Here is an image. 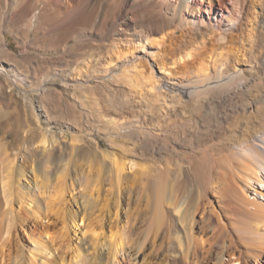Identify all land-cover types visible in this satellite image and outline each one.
<instances>
[{
  "label": "bare ground",
  "instance_id": "6f19581e",
  "mask_svg": "<svg viewBox=\"0 0 264 264\" xmlns=\"http://www.w3.org/2000/svg\"><path fill=\"white\" fill-rule=\"evenodd\" d=\"M101 1L0 0L3 8L0 29L20 16L28 29L27 38H40L38 30L46 27L55 32L77 25L93 26L102 30L96 31L99 36L107 26L112 28L115 51L112 47V56L110 48L108 53L112 57L101 62L102 69L91 70L95 63H91V69L85 64L77 65L60 75V85L70 94L71 99H63L71 112L76 105L90 104L82 89L89 87L91 80L100 82L109 76L111 83L104 85L112 93L111 100L108 98L104 111H97L96 117L106 135L122 131L131 144L116 156L113 150L120 140L115 142L109 137L113 150L101 149L95 140L88 151L98 153L103 166L95 168L97 176L89 181L92 187L81 180L84 175L77 170L69 171L63 155L36 167L23 166L5 156L0 168V264H77L74 257L86 258L89 264H115L122 252L139 257L142 245L152 238V242H160L162 250L152 264H231L233 261L243 264L249 256L260 260L264 250V210L251 214L246 211L249 215L234 220L233 228L227 225V220L241 201H236L237 176L250 184L247 177L258 178L257 168L264 173V153L251 143L258 133H264V0H137L131 1L127 8L124 3L128 0H108L100 5ZM205 7L231 9L233 15L227 17L228 21L237 12L241 17L226 27L220 21L203 24L187 18L188 11L196 13ZM133 26L134 30L137 26L146 28L145 35H139ZM68 38L65 35L63 42L67 43ZM80 47L83 46L78 42L68 44L64 51ZM0 73L11 80L20 79L13 67L0 66ZM50 79H41L35 88L37 94L45 93L44 82ZM121 94L124 100L119 99ZM36 119L45 121L43 111L36 113ZM73 120L76 124L79 121L76 117ZM75 126L69 125L67 129ZM175 127L181 135H174ZM7 132L15 140L22 137L24 142L34 133L26 130V135L20 136L15 129ZM45 133L39 140L42 146L48 141ZM73 135L82 134L74 131ZM54 141L50 140L52 144ZM78 141L79 138L72 139V149ZM10 143H0V148L5 145L2 152L8 157ZM107 159L110 165L105 164ZM134 159L142 160L143 164ZM135 166L136 175L126 178V172ZM241 168L247 171L243 177ZM52 179H57L58 186L54 196L47 194ZM106 180L113 190L104 188ZM75 190L73 201L82 199L78 209H72V202L65 197ZM103 191L112 195L106 206L112 204L116 211L125 198L138 205L137 214L126 209L128 225L119 218L118 211L113 222L106 221V216L111 215L110 206L107 213H96L99 202L103 201L99 199ZM198 213L202 215L200 219ZM141 217L148 224L141 230L140 239L132 238ZM213 217L217 225L212 230L217 228V232L212 233V238L196 236L198 224L202 222L206 227ZM19 227L26 235L23 243L15 237ZM84 227L92 232L93 245H75L74 254L65 257L64 246L67 249L71 246L67 242L70 230ZM232 229L250 235L248 252L238 247L234 235L230 237ZM223 237L220 254L215 257L214 245ZM252 239L257 244L251 243ZM5 249L9 250L8 254ZM225 253L233 255L235 260L224 261Z\"/></svg>",
  "mask_w": 264,
  "mask_h": 264
},
{
  "label": "rangeland",
  "instance_id": "374dc122",
  "mask_svg": "<svg viewBox=\"0 0 264 264\" xmlns=\"http://www.w3.org/2000/svg\"><path fill=\"white\" fill-rule=\"evenodd\" d=\"M104 1L108 2V0H102L100 2V5H104L105 3ZM131 1L141 2L143 0H138V1L128 0L126 1V3H124V7L127 8V6H129ZM2 11L3 8L2 6H0V16L2 14ZM120 12L122 13V10ZM186 15L187 18H189L191 21H194L195 23L201 22L203 24H206L209 22L210 24L211 23L217 24L220 21L219 23L222 22L224 27L231 26L232 24L236 23L239 20L238 17H241L240 12H237L235 18L232 21L231 20L228 21L227 17L233 15V13L231 14V9L218 10L216 8L210 9V7H205L200 12H196V13L188 11ZM81 26L82 25H77L69 30H64V29L58 30L55 31L56 33L49 31L50 28L46 27V29L38 30L40 31L39 33H41L40 38H34L32 37V35H31L32 38H27L26 33L28 32V29L26 28L25 21L21 20L20 16H18L14 20L6 22L4 24V27L0 29L1 30L0 35L2 36V37L0 36V66L5 65V66L13 67L20 74L19 80H14V79L11 80V78L5 76V74L0 73V143L1 144L5 143V145L10 142L12 143L9 144L10 146L7 149L9 151L8 153L10 154L9 155L10 158L8 157V154L4 155V153L2 152L4 151L3 149L5 145L1 146L0 148V168H2L1 166L2 164L4 165L5 156L8 159L14 158L17 163L23 164V166L36 167L38 164L44 165V162L47 159L48 162L49 160L51 162L54 156L63 155L62 158L65 159L63 162H66L67 164L66 167L70 168L69 171L72 172V170H77L76 171L77 173L79 172L80 175H84L83 179L81 180L86 181L89 185H91L92 183L89 181H91L92 178H95L97 176L95 175L96 174L95 172L97 171L96 169L103 166L102 163H100L101 162L100 155L98 153L97 155L92 154L93 152L88 151L91 148H93L95 140L99 141V147L101 149L107 148L108 150H113V148H111L108 143L109 137L114 139L115 142H118L120 140L118 142L119 144H117L113 150L116 153V156L124 153L123 147L127 148L129 146L130 148L131 144L128 135H122V133L124 134V132L122 131L116 133L115 135H106L104 130L102 129L103 126L101 122L98 121V118L96 117L97 111H102L109 103V99L111 100L112 93L105 86L106 84L111 83L109 76L107 77L105 76L101 78L100 82L98 81L95 82L94 80H91V82H89L90 86L86 87V89L84 88L82 89L83 91L85 90L84 92L89 96L90 104H87L88 107L86 104L82 106L76 105V107H74V109L70 112V110L66 109V107L64 106L65 104L64 99H71V98L68 91L65 90L60 85L61 84L60 75L66 74L69 70H73L75 66L80 64L83 65L85 64L88 68L91 69L92 68L91 66H93V64L91 65V63H95L96 66L91 70H94L95 68L101 70L102 69L101 66L102 67L104 66L102 63L108 60L110 57H112L115 51V46H113V41L115 40H113L112 28L110 26L106 27V31L104 32L103 35L101 34L102 36L100 35L101 37L96 32L98 29L94 28L93 26L84 27V28L83 26L82 27ZM141 27L137 26L135 27L134 30V26H133V30L137 33L140 32L139 35L142 34L141 36H144L145 35L144 30L146 28L144 27L141 28ZM14 31L15 32L18 31L17 33L18 35L15 34ZM101 31H102L101 29L98 30V32ZM3 35H5V37H3ZM65 35H69V38L67 39V43L69 45L71 44L74 45L75 43L77 44L78 42L79 45L82 44L83 47L82 48L80 47L76 50L74 49L65 52L64 47L68 45L67 43L63 42L65 41V39L63 40ZM45 36H47L48 39H41L42 37ZM112 47H114L113 48L114 51ZM110 48L112 49L111 52L112 56H110L111 55L110 52L108 53V51H110ZM99 57H101V59ZM95 59L98 60L96 61ZM92 60L94 61L92 62ZM96 62L97 63L99 62V64H97ZM262 74L264 75V72ZM47 77L53 79L44 82L45 85L44 88L46 90L45 93L42 95L37 94L35 88H37V86L41 84V79ZM121 95H119L120 96L119 99L124 100V96L122 95L123 96L122 98ZM95 109L96 112H92V110L95 111ZM40 111H43V114L45 116L44 122H38L36 119V113ZM73 116L76 117L77 120H79L77 124L73 120L74 119ZM210 123L211 122L209 121V124ZM206 124H208V122ZM69 125L70 126L76 125L75 126L76 128L67 129V126ZM10 129H15V131H17L20 136H25L26 130L33 131L34 133L33 136L27 142H24L22 137L16 138L15 140L14 135H11V133L7 132ZM74 131L82 135H73ZM175 131L178 132L179 134H176ZM180 132L177 127L173 129L174 135H181ZM44 133L47 136L48 141L46 142L45 145L42 146L39 140L41 139V136ZM263 135L264 133H258L255 139L251 141L252 145L256 147L261 153H264ZM74 137L79 138V141L78 143L75 142L77 146L75 149H72L71 145L74 144L72 143V139ZM50 140L53 141L55 140V141L52 144ZM134 161L138 162V159H134ZM109 162L110 161L107 159L105 164L110 165L111 162L110 163ZM141 162L142 160H139L138 164H143ZM58 164L59 166L62 165L61 162ZM58 164L56 165L58 166ZM130 171L126 172V178H131L133 175H136L135 174L136 166L133 167V169ZM241 171L242 172L240 174L242 177L247 174L246 173L247 171L244 168H241ZM256 173L258 175V178L256 177L251 178L250 176L247 177L249 179L248 181L250 184L243 182L242 180L243 178L242 179L238 178V176L237 179L235 180V187L237 193H239L237 194V196L238 195L239 196L236 201L238 202L239 199L241 201L238 202V205L236 206L237 208H235L232 211L231 219L227 220V225L228 224L232 225V228L234 226V220L237 219L242 220L243 218H245V215L247 214L249 215V213L248 212L246 213V211L249 210L251 214L255 210L256 211L259 209L264 210L263 208L264 207V173L259 168H257ZM28 175H30V170ZM52 178H54V175L52 176ZM52 180L53 181L51 182V186L47 194H51L52 196H54L58 186L56 184L57 179H52ZM22 181L27 183L25 179H22ZM105 184H104L105 189H107L108 191L113 190V186H111L107 182V180L105 181ZM31 186L32 185H30V188L32 189ZM92 186L93 185H91V187ZM91 187L88 189L89 192H91L92 190ZM76 191L77 190L70 193L68 192L65 196L67 199H70V201L72 202L71 203L72 206L70 205L72 209H78L79 206H82L81 205L82 199H79L77 203L73 201L72 195L75 194ZM104 192L105 191H103L102 193L103 195L99 197L100 201L101 200L103 201L101 202L98 201L101 205H98L99 207H97L96 213H99L101 211L102 212L104 211L103 213H107V210H109L108 208L111 207L109 210L111 212V215L110 217L106 216L107 219L106 221H109V223L113 222L116 218L115 214L118 211L119 218H121L122 222L127 224L128 218L126 217L125 214L126 209H130L131 211L134 210L135 214H137L136 209L138 208L137 207L138 205L135 204V202H132V200L128 198L121 200V202L119 203V209L117 211L113 206H110L112 204H109L110 207L106 206L107 202L110 203V201L108 200L111 199L112 195L110 196L105 195L107 192L105 193ZM39 197L42 196L39 195ZM245 197H247L249 201H247ZM48 199L49 198H47V201ZM208 199H210V197ZM213 199L214 197L213 195H211L210 201H212ZM142 202H139L140 203L139 207H141ZM201 216L202 215L200 213L197 214V218L200 219ZM221 221L223 224H226V220H223L221 218ZM242 223L240 224L242 225ZM147 224L148 222L145 220V217H141L137 225L139 229H137L134 236L132 235V238L138 237L140 239L142 231ZM216 225L217 222L214 217L208 221L206 227L201 222L198 224L197 227V229L198 228L199 229L198 230L195 229V232H197L195 233V235L197 234L196 236L202 237L203 239L212 238L214 234L213 232L214 231L217 232V228H215L216 230H212V227ZM246 227H249V225H247ZM18 229L19 230H17L16 232L17 235L15 237L16 239L18 238L17 239L19 240L18 242L23 243L22 238L23 240L24 238L26 239V235L23 229H21V227H19ZM235 230L236 229H232L230 237L234 238L235 236V238L238 240V241L236 240L238 247L241 248L243 251L248 252V250H250L248 243L250 239L247 238L250 235L246 233L244 234L239 231L237 232V230L236 231ZM108 234L110 233L108 232ZM226 235H228L227 232ZM150 240L148 239L147 242H145L147 244L146 246H144L145 243L142 245L143 250L142 249H140L141 251L139 250L140 251L139 253H142L139 257L128 255L127 253L122 252L118 254L117 257L118 260H116L117 262H115V264H152L154 258H156L158 254H161L162 250L159 249L160 242L157 241L156 238L155 241L158 242V245L157 242H152L154 241L153 238L151 241ZM223 240L224 237L221 240H219L217 244L214 245L215 247L213 248L214 250L213 256L216 257L220 254ZM67 242L71 243L70 244L71 246L69 247L70 249H67V247L64 246L65 247L64 254L65 257L70 258L72 254H74L73 253L74 247H76L77 245L81 247H83L84 245H88V246L93 245L91 243H93L94 240H93L92 232L88 228L84 227L75 230L71 229L69 232V237L67 238ZM251 243L257 244V242L254 239L251 240ZM155 245H157L156 251H154L155 250L154 248L156 247ZM206 246L208 247L209 245L206 244ZM11 251L14 252V249ZM8 252L9 250L5 249V253L8 254ZM89 252L90 253L93 252V249H90ZM81 253L83 254V252ZM7 257L8 256L6 255V258ZM251 257L252 256L247 257L248 259L244 258V260L242 261L243 264H264V250L262 252V257L260 258V260ZM74 258L73 260H75L77 264H89L88 261H86L87 260L86 258L84 260H82L83 259L82 257H77L75 259ZM223 259L224 261L228 262L230 259L235 260V257L231 254L229 255V253H225ZM239 262L241 261H233L231 264H238ZM209 263L210 262H208V264Z\"/></svg>",
  "mask_w": 264,
  "mask_h": 264
}]
</instances>
